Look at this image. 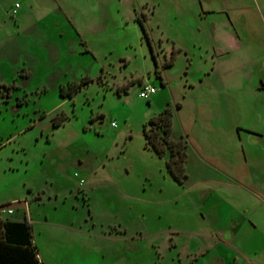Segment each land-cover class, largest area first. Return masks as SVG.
Here are the masks:
<instances>
[{
	"label": "rangeland",
	"instance_id": "rangeland-1",
	"mask_svg": "<svg viewBox=\"0 0 264 264\" xmlns=\"http://www.w3.org/2000/svg\"><path fill=\"white\" fill-rule=\"evenodd\" d=\"M205 9L264 38V0H0V208L30 222L43 264L243 261L238 204L253 197L230 177L247 167L225 180L205 167L230 160L191 118L211 44ZM168 107L185 143L180 182L169 151L145 144L144 126ZM227 182L243 191L225 194Z\"/></svg>",
	"mask_w": 264,
	"mask_h": 264
},
{
	"label": "crops",
	"instance_id": "crops-1",
	"mask_svg": "<svg viewBox=\"0 0 264 264\" xmlns=\"http://www.w3.org/2000/svg\"><path fill=\"white\" fill-rule=\"evenodd\" d=\"M202 12L212 15V18L205 15V22L211 19L206 22L211 44L203 60L205 69L198 79L202 85V91L198 93L200 99L192 96L191 118L196 130L205 132L207 144L218 145L223 149L219 156L230 160L225 162L227 165L216 167L206 165L207 160L202 163L223 180L228 178L225 170L234 171L236 164L247 167L244 173L232 172V176L229 173L230 178L239 177V183L247 185L253 197L249 194L250 207L243 205V201L242 205L238 204L244 213L248 212L237 223L248 227L249 237L247 240L238 239L233 252L243 259V264L245 261L264 264V153L258 151L264 148V38H258L256 34L249 36L241 25L235 24V15L230 17L227 10L205 9ZM190 88L194 90L195 85ZM249 159L261 163V166L251 167ZM202 177L209 178L206 174ZM239 183L232 186L227 182L228 187L222 190L231 194L230 186L236 188L235 191H243ZM237 200L241 202V199ZM257 211L262 218H251L258 214Z\"/></svg>",
	"mask_w": 264,
	"mask_h": 264
},
{
	"label": "trees",
	"instance_id": "trees-1",
	"mask_svg": "<svg viewBox=\"0 0 264 264\" xmlns=\"http://www.w3.org/2000/svg\"><path fill=\"white\" fill-rule=\"evenodd\" d=\"M140 27L142 30L144 29L141 22ZM170 61H168L169 64ZM85 83V81H82L80 85ZM79 89V87H76L69 93H63L61 90V97L70 98ZM171 115V110L168 107L149 120L148 126L150 128L144 126L145 144L157 154H162L165 149L169 151L167 169L180 182L186 176L184 171L186 150L185 143L182 140H174L171 137ZM58 125V122L54 123V126ZM12 215L13 213L11 215H0V264H43L38 257L36 246L32 240L30 222L26 218L22 220L14 219L11 217Z\"/></svg>",
	"mask_w": 264,
	"mask_h": 264
},
{
	"label": "built area",
	"instance_id": "built-area-1",
	"mask_svg": "<svg viewBox=\"0 0 264 264\" xmlns=\"http://www.w3.org/2000/svg\"><path fill=\"white\" fill-rule=\"evenodd\" d=\"M155 93H156V89L153 86L146 84L140 88L139 97L143 99H149L150 96L154 95ZM12 213H13L12 208L9 207L0 208V215H11Z\"/></svg>",
	"mask_w": 264,
	"mask_h": 264
}]
</instances>
